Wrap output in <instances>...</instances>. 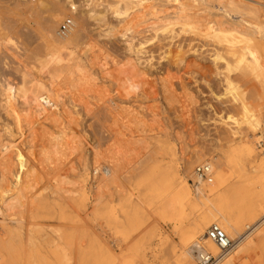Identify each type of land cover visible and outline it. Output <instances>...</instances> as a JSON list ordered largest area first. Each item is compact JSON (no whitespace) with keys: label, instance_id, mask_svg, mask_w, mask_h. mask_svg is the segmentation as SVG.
Listing matches in <instances>:
<instances>
[{"label":"rangeland","instance_id":"obj_1","mask_svg":"<svg viewBox=\"0 0 264 264\" xmlns=\"http://www.w3.org/2000/svg\"><path fill=\"white\" fill-rule=\"evenodd\" d=\"M95 1L98 2L95 3ZM104 1L94 0L93 3L86 0H74L78 6L74 19L78 37L70 45L69 50L59 53L60 51L57 52L52 43L58 37L55 36L57 33L63 35L68 31L65 25L67 31L62 32V25H60L62 22L60 20L73 14V11L68 9L67 0H0V20L4 25L6 38L5 45L3 44L5 48L2 46L3 50L0 49V83H2L0 103L1 98H5L2 94L4 88L7 87L8 80L17 88L28 84L29 87L25 85L28 91L29 89L30 91L39 90L44 85L51 90L52 94L60 96V113L57 114L59 117L50 116L49 112V115L34 116L33 122L39 123L33 125L31 122L32 125H28L29 128L13 124L14 132L17 134L13 140L5 139L6 136L0 126V149L3 141L8 145L2 155L0 154V161L6 160L0 165V179H3L0 187H6L9 182L15 180L16 176H19L22 181L18 202L8 212L9 216L12 215L10 218L24 217L26 224L35 222L37 226H31V228H35V237L39 246L45 239L68 236L69 257L65 258L64 252L58 251L57 259L53 257L51 264H79L78 255L81 250L86 253L87 257L89 256L87 264H197L195 259L189 258L187 252L195 242L206 247L207 243L203 235L212 225L221 227L234 246L239 244L240 235L244 236L245 233L253 231L220 264H264V224L255 229L264 216V167L262 165L264 161V82L256 80L253 75L244 77L240 72L241 68L236 70L237 73L236 71L228 73L225 70L227 62L237 65L233 56L231 57L232 62L230 58H227L230 61L225 59V55H231L228 53L229 50H226L230 49L228 44L214 39L208 40L200 35L197 29L191 27L192 25L188 24L184 27L185 29L183 28L184 21H188L187 19L199 20L206 24L213 19L219 21L225 17L231 22L242 23L246 26L245 22L240 16L228 15L227 11L220 8L215 0H206V3L203 2L204 0H189L193 5L192 9L187 12L189 18L181 19L183 21H179L180 23L177 20L172 26L174 28L172 34H167L169 37L160 34L159 39V35L154 33L153 27L149 24L152 21L148 22L152 9H144L148 14L145 13L146 16L141 21L139 11L142 6L129 5L127 16H116L114 9L109 8L115 5L116 0ZM155 1L157 3L152 1L150 3L155 5L159 2L160 6L159 4L155 6L165 14L172 16L176 11V5L173 8L174 2L172 1L166 3L167 0ZM181 1L183 3L187 1V5L189 4L188 0ZM40 2H44L45 9L38 6ZM161 2L167 4V8ZM261 2L263 3V0ZM195 4L197 6H194ZM260 6L264 11V6L261 4ZM91 8L99 13L101 11L100 15L103 20L99 18L100 15L99 17L94 15V19L93 17L87 18L91 23L90 21L85 22L87 19L83 15L85 12L87 14ZM129 12L132 14L129 15ZM215 12L222 17L216 16ZM162 14L161 16L164 15ZM207 15L213 17L212 20ZM204 16L210 20L204 19ZM115 17L124 21L116 20ZM250 18L245 19L250 20ZM128 20H132L129 25L135 29H132V32L128 31L131 32L130 36L126 34L128 33L126 32ZM144 21H147L149 28L146 27ZM142 23H144L143 27ZM261 23L263 24L261 35H264V23ZM135 27L139 31L138 29L136 31ZM110 28H113L114 33ZM251 28L256 29L253 26ZM98 30L101 33L107 32L109 35H106L107 33L101 35ZM141 30L144 33L140 32ZM261 35L259 34L258 38ZM161 37L163 43L166 42V44H158L162 43ZM139 45L141 48L138 50L141 51L137 53ZM158 45L162 48L159 49ZM88 48L91 51H88ZM193 49L197 51L194 54ZM71 50L74 53L73 57L85 61L86 68L89 69V71L86 69L84 75L81 74L83 78L79 77L77 72H74L76 75L68 77V66L66 68L65 65H68L70 57L68 53ZM175 50L183 52L180 51L181 54L176 52V54ZM86 51L88 55L84 53ZM165 51L170 52L168 57ZM131 54L134 55L131 56ZM216 54L223 57V62L219 60L220 63L214 64L211 61ZM55 55L56 57L61 56L64 62L57 60ZM62 55L66 59H63ZM173 55H181L183 59ZM189 55L194 59V63L191 62ZM105 56L108 58H103ZM102 58L104 64L101 63ZM171 58L175 63H171L173 66L170 64ZM74 59L70 61L71 64ZM124 59L127 65L123 63ZM126 59L134 60V62L131 61L134 74L131 69L129 73L132 76L131 79L133 75L134 78L130 80L132 82L128 80V84L123 79L126 75L128 77L126 70L131 66ZM189 59H191L190 62H188ZM106 60L108 61L105 62ZM186 61L191 65L186 64L188 66L186 67L184 64ZM197 62L198 65H196ZM262 62L264 64V55H262ZM100 63L102 66L99 65ZM119 64L121 69H124L126 65L125 74L123 70L120 71L121 69H118L121 74L115 71V67L114 70L112 69L114 65L120 68ZM181 67L185 68L186 72ZM193 67L201 73L203 70L202 75ZM207 68L212 70H207ZM33 69H35L34 72ZM108 69L112 72L104 74ZM139 71L143 73L140 74ZM239 72L242 76H238L236 81V77L233 76L235 73V76L239 75ZM225 74L234 85L240 88L241 100L244 103L248 101L246 104L250 105L254 117L259 118L260 123L255 132L245 127L241 134H234L235 125L221 121L220 116L226 114H232L237 118L242 116V113H239L242 112L241 105L238 101H234L233 95L223 96L227 78ZM136 75L138 77H135ZM231 76L235 79L233 80ZM87 78L94 80L89 83ZM246 79L249 81L247 82ZM23 80L27 81L24 83ZM133 81H136V85L139 83L137 89ZM123 82L129 89H131L129 84H134L135 89L132 88V91L126 89L127 92L125 90L127 87ZM74 83L79 86L75 87ZM16 99L21 103L24 102L22 90L19 91ZM8 103L15 108L16 102L13 100L0 104V125L3 118H8L2 108V105L9 107ZM113 104L116 108L119 105L121 108L115 109ZM61 128L69 131L73 136L71 141H74L73 145L70 141L68 142L71 144H64L65 148H60L62 149L60 154L55 138ZM74 142L81 143V146L79 147V144L74 146ZM69 144L71 147H68ZM63 149L67 150V153ZM70 151L71 155L68 153ZM55 153L58 154V158L57 155L52 156ZM59 155L63 157L62 161ZM55 160L60 162L57 163ZM203 162H211L217 172L223 170L225 183L219 187L220 191L215 196L208 199L195 198L194 201L192 172L197 165ZM92 166L95 167L92 168ZM105 168L110 170L112 168L111 176L105 174ZM60 177L65 179L62 180ZM176 179L179 182L185 180L193 198L192 202L188 199L176 200L173 189V181ZM60 181H65L67 184L65 182L60 184ZM216 182L217 177L214 174L213 183L216 184ZM9 216L7 215L4 219V216L0 215V220H4L8 228L12 225ZM13 251L7 252L0 246V264H28L26 257L16 259L14 256L17 254L15 250ZM220 251L218 250V253L212 256L217 259ZM30 254L29 256L33 259L30 258L32 260L29 264H44L43 255L39 254L37 258L32 253Z\"/></svg>","mask_w":264,"mask_h":264},{"label":"bare ground","instance_id":"obj_2","mask_svg":"<svg viewBox=\"0 0 264 264\" xmlns=\"http://www.w3.org/2000/svg\"><path fill=\"white\" fill-rule=\"evenodd\" d=\"M51 1V0H50ZM77 1V0H76ZM84 1V0H83ZM86 1H92L93 3H94V0H86ZM106 1V0H105ZM104 1V2H105ZM115 1V0H114ZM155 2V3H157L155 0H116L115 1V5H113V6H111V7H109V8H112V9H114V13L116 14V16L118 15V16H120V15H128L127 14V10L128 9H130V6L129 5H132V6H142V9H140V11H139V14H140V18H141V21H142V19L144 18V16H146L145 15V13H146V11H144V9H146V10H148V8H150V9H152V11H151V13H149L150 15H151V18L149 17V21L148 22H151V23H149L152 27V30L154 31V33L156 32L157 34L156 35H159V39H160V34H161V36L162 35H164L165 34V37H166V35L168 34H172V30L174 29V28H172V26L173 25H175L176 23V21L178 20V22L180 21V22H182L184 19L186 20V18H189L188 17V15L187 14H189V13H187L189 10H191L192 9V4H191V1H189L188 0V5H187V1L186 2H184L183 3V1H181V0H167V1H165V3L166 2H174L173 3V8H174V5H176V11L174 12V16L172 17L170 14H165L161 9L159 10L156 6L159 4V6H160V3L158 2V4H151L150 2ZM193 1H195V0H193ZM193 1H192V3H193ZM212 1V0H211ZM211 1H209L210 3H212ZM217 3V5H219V7L220 8H222V9H225L226 11H227V13H228V15H232L233 17L234 16H240V18H241V20L242 21H244L245 22V24H246V26L244 25V24H237V23H234V22H231V21H229V20H227V19H225V17H224V19L222 20V18H221V20H219V19H217V20H219V21H214L215 19H213V21H209L208 23L206 22V24L205 23H201L199 20H196V21H192V20H189V19H187L188 21H184V24H183V28L186 26V25H192L191 27H193V28H195V29H197L198 31H199V33H200V35H202V36H205L206 38H208V40L209 39H214V40H217V41H219L220 43H222V42H225V43H227L228 44V46H229V48L230 49H226V50H229V54H231L230 56L228 55H225L224 56V54H226V51L224 50V54H223V56L225 57V59H227V58H230V60H231V57L233 56V58H235L234 60H235V63L237 64V65H235L234 63L233 64H231V63H229V62H227L226 63V68H225V70L229 73V72H231V71H236V70H238V68H241L240 70V72L241 73H243V76L244 77H246V76H248V75H253L254 76V78L256 79V80H258V81H262V83L264 82V64H263V62H262V55H264V35H261V30H262V23L261 22H263L264 23V11H263V7H261L260 6V4L262 5V6H264V0H263V3L261 2V0H215ZM37 2V1H36ZM55 2V1H54ZM96 2H98V1H95V3ZM100 2V1H99ZM112 2V1H111ZM204 3H206L207 1L206 0H204L203 1ZM22 3V2H21ZM26 3V2H25ZM49 3V2H48ZM67 3L69 4L68 5V9L69 10H71V11H73V14H71L70 16H67V17H65L63 20H60V21H62V22H60L61 24L60 25H66L67 27H68V31H67V33H64L63 35H58V33H57V35H55V36H58L56 39H54V42L52 43L53 44V46H55V48H56V51L57 52H59V53H61V51H63V50H69V47H70V45L71 44H73L74 43V41H76V38L78 37V31H77V26H76V21L74 20L76 17H75V12H77V5L75 4V2H74V0H67ZM82 3V2H81ZM165 3H163V2H161V4H164V6L167 8V4H165ZM197 3V2H196ZM203 3V5H205ZM58 4V3H57ZM190 4H191V6H190ZM31 5V4H30ZM34 5V4H33ZM38 5V4H37ZM83 5V4H82ZM85 5V4H84ZM122 5H123V7H122ZM40 8H43L44 7V9H45V6L46 5H44V2H40L39 3V5H38ZM134 6V7H135ZM158 6V7H159ZM162 6V5H161ZM194 6H197L196 4L194 5ZM198 6H201V5H198ZM50 7V6H49ZM54 7H56V6H54ZM163 7V6H162ZM170 6H168V8H169ZM30 8H32V7H30ZM36 8V7H35ZM46 8H48V7H46ZM66 8V7H65ZM85 8V7H84ZM87 8V7H86ZM132 8V7H131ZM161 8V7H160ZM28 9V8H27ZM56 9V8H55ZM79 9V8H78ZM98 9V8H97ZM104 9V8H103ZM125 9V10H124ZM137 9H139V7H137ZM172 9V8H171ZM170 9V10H171ZM33 10V9H32ZM41 10V9H40ZM43 10V9H42ZM51 10V9H50ZM90 11L86 14V12L84 13V15L83 16H85V19H87L88 17V19H90L91 17H93L94 15H98V17H99V15L100 14H102L101 13V11H100V13L99 12H97V10L96 9H89ZM107 10V9H106ZM135 10H136V8H135ZM60 11V10H59ZM62 11V10H61ZM68 11V10H67ZM103 11V10H102ZM138 11V10H137ZM136 11V12H137ZM205 11H208V10H205ZM42 12V11H41ZM109 12V11H108ZM107 12V13H108ZM113 12V11H112ZM132 12V11H131ZM168 12V11H167ZM23 13V12H22ZM69 13V12H68ZM111 13V12H110ZM161 13H163L162 15L163 16H161ZM199 13H201V12H199ZM202 13H204L203 11H202ZM202 13H201V17H203L202 16ZM207 13H209V12H207ZM216 13V12H215ZM53 14V13H52ZM104 14V13H103ZM132 14V13H131ZM130 14V12H129V15H131ZM135 14V11H134V13H133V15ZM138 14V15H139ZM146 14H148V13H146ZM191 14V13H190ZM212 14V13H211ZM210 14V15H211ZM80 15V14H79ZM107 15V14H106ZM114 15V14H113ZM132 15V16H133ZM197 15H199L200 16V14H197ZM205 15V14H204ZM210 15H207L209 18H211L210 17ZM34 16V15H33ZM81 16H82V14H81ZM101 16L102 15H100V19H101ZM149 16V15H148ZM211 16H213V17H215L214 15H211ZM216 16H218V14L216 13ZM55 17V16H54ZM63 17V16H62ZM69 17H71V18H69ZM103 17H105L104 15H103ZM109 17V16H108ZM130 16H128V18H129ZM136 17V16H135ZM208 17H206V16H204V19L205 18H207V20L209 19ZM212 17V18H213ZM218 17H222V16H218ZM247 17H251L250 18V20H246L245 18H247ZM41 18V17H40ZM80 18V17H79ZM116 18V20L117 19H119L118 17H115ZM123 18V17H122ZM147 18V17H146ZM196 18V17H195ZM212 18H211V20H212ZM236 18V17H235ZM87 19V21H85V22H88V21H90V20H88ZM93 19H94V17H93ZM93 19H92V21H93ZM105 19V18H104ZM107 19V18H106ZM125 19V18H124ZM130 19V18H129ZM136 19H137V17H136ZM181 19H183L182 21H181ZM29 20V19H28ZM48 20V19H47ZM79 20V19H78ZM101 20H103V19H101ZM113 20V19H112ZM120 21H124L123 19L121 20V19H119ZM127 20V19H126ZM125 20V21H126ZM140 19L138 18V21H139ZM151 20V21H150ZM201 20V19H200ZM203 20V19H202ZM210 20V19H209ZM70 21V22H69ZM80 21V20H79ZM84 21V20H83ZM131 21L132 20H128L126 23L128 24V27L126 28V32H128V31H131L134 27H131L129 24L131 23ZM134 21V20H133ZM136 21V20H135ZM147 21H144V23L146 22V27L147 28H149V26L147 25ZM55 22H56V20H55ZM70 23V25H68L67 23ZM81 22V21H80ZM84 22V23H85ZM102 22V21H101ZM111 22V21H110ZM115 22V21H114ZM113 22V23H114ZM117 22V21H116ZM119 22V21H118ZM179 22V23H180ZM190 22V23H189ZM203 22H204V20H203ZM90 23H91V21H90ZM93 23V22H92ZM120 23V22H119ZM125 23V22H124ZM136 23V22H135ZM144 23H142L141 24V26L144 24ZM257 23V24H256ZM98 24H99V22H98ZM102 24H104V23H102ZM102 24H100L101 26H102ZM118 24V23H117ZM123 24V23H122ZM139 24H140V22H139ZM248 24V25H247ZM24 25V24H23ZM26 25H28V24H26ZM57 25V24H56ZM59 25V26H60ZM83 25V24H82ZM92 25V24H91ZM108 25V24H107ZM107 25H106V27H107ZM116 25V24H115ZM126 25V24H125ZM132 25H134L133 23H132ZM117 26V25H116ZM127 26V25H126ZM138 26V25H137ZM251 26H253V27H255L256 29L254 30L253 28H251ZM117 27H119V26H117ZM139 27H140V25H139ZM143 27V26H142ZM144 27H145V25H144ZM97 28V27H96ZM124 28V27H123ZM136 28V31H137V27H135ZM150 28V29H151ZM177 28V27H176ZM180 28V27H179ZM183 28H181V29H183ZM49 29V28H48ZM144 29V28H143ZM150 29H148V31H150ZM185 29V28H184ZM184 29H183V31H184ZM103 30V29H102ZM101 30V31H102ZM110 30L112 31L113 30V28L111 29L110 28ZM118 30V29H117ZM133 30H135V29H133ZM146 30V29H145ZM176 30V29H175ZM180 30V29H179ZM188 30V29H187ZM96 31V30H95ZM99 31V30H98ZM107 31H109V29H107ZM110 31V32H111ZM121 31V30H120ZM138 31H139V29H138ZM177 31V30H176ZM175 31V32H176ZM82 32V31H81ZM91 32H93V31H91ZM100 32V31H99ZM113 32V31H112ZM124 32V31H123ZM132 32V31H131ZM130 32V33H131ZM140 32H142V30L140 31ZM88 33H90V32H88ZM101 33V32H100ZM103 33V32H102ZM102 33H101V35H102ZM107 32H105V33H103L104 35L106 34ZM114 33V32H113ZM130 33L128 32V33H126V34H128L129 36H130ZM135 33V32H134ZM139 33V32H138ZM142 33H144V31L142 32ZM151 33V32H150ZM80 34V33H79ZM82 34V33H81ZM112 34V33H111ZM118 34V33H117ZM125 34V33H124ZM151 34H153V33H151ZM259 34L261 35L260 36V38H258V36H259ZM85 35V34H84ZM92 35V34H91ZM106 35H109L108 33L106 34ZM140 35V34H139ZM167 35V37H169ZM83 36V35H82ZM90 36V35H89ZM133 36V35H132ZM137 35L135 34V37H136ZM154 36V35H153ZM86 37V36H85ZM122 37L124 38V36L122 35ZM150 37V36H149ZM164 37V38H165ZM175 37V36H174ZM133 38H134V36H133ZM146 39H147V37H145ZM79 39V38H78ZM126 39H128V38H126ZM125 39V40H126ZM130 39V38H129ZM135 39V38H134ZM149 39V38H148ZM159 39H158V42H160L159 41ZM167 39V38H166ZM201 39V38H200ZM140 40V39H139ZM142 40V39H141ZM161 40H162V43H158V44H166V42L165 43H163V38L161 37ZM206 40V39H205ZM204 40V41H205ZM77 41H80V40H77ZM85 41V40H84ZM83 41V42H84ZM126 41H128V40H126ZM155 41V40H154ZM167 41V40H166ZM207 41V40H206ZM211 41V40H210ZM6 42V38H5V32H4V25L2 24V22H1V20H0V49L1 50H3L2 48L4 47V43ZM142 42H144L143 40H142ZM168 42V41H167ZM174 42V41H173ZM212 42V41H211ZM80 43H82V42H80ZM80 43H79V45H80ZM85 43V42H84ZM90 43H91V41H90ZM128 43V42H127ZM137 43V42H136ZM206 43V42H205ZM204 43V44H205ZM242 43V44H241ZM4 44V45H3ZM7 44V43H6ZM75 44H76V42H75ZM129 44V43H128ZM135 44V43H134ZM203 44V45H204ZM210 44H212V43H210ZM88 45V44H87ZM91 45H93V44H91ZM90 45V46H91ZM188 45V44H187ZM206 45V44H205ZM207 45H209V43L207 44ZM3 46V47H2ZM86 46V45H85ZM93 46H95V45H93ZM92 46V47H93ZM159 46V47H158ZM157 47L160 49V48H162V47H160L161 45H158ZM211 46V45H210ZM212 46H214V44H212ZM218 46V45H217ZM2 47V48H1ZM87 47V46H86ZM128 47V46H127ZM147 47V46H146ZM156 47V48H157ZM177 47V46H176ZM182 47H183V45H182ZM195 47V46H194ZM216 47V46H215ZM5 48V47H4ZM96 48V47H95ZM99 47H97V49H98ZM141 47H140V45H139V47L137 46V51H136V48H135V51L137 52V53H139L140 51L138 50V49H140ZM191 48H193V46L191 47ZM190 48V49H191ZM93 49V48H92ZM147 50H148V48H146ZM153 49V48H152ZM189 49V50H190ZM215 49H217V48H215ZM219 49V48H218ZM222 49V48H221ZM101 50V49H100ZM131 50V49H130ZM150 50V49H149ZM182 50V49H181ZM180 50V51H181ZM198 50V49H197ZM88 51H91V50H89V48H88ZM94 51V50H93ZM96 51H98V50H96ZM170 51V50H169ZM169 51H165V52H167L166 54H167V57H168V54H170V52ZM179 50L178 51H176L175 50V53L177 52L178 54H179V52H180ZM187 50L185 49V52H186ZM191 51V50H190ZM199 51V50H198ZM211 51H214V50H211ZM70 53H68L69 55H70V57H69V60H68V65H65L66 66V68H67V66H68V70H67V74H68V77H70V76H72L73 74H75L74 72H77V73H79V74H77V75H79V77H81V74L82 75H84V73L86 72V69H88V67L86 68V65H85V61H83L82 59H80V58H76V57H73V51L71 50V51H69ZM87 52V51H86ZM86 52H84L85 54H87L88 55V52L86 53ZM148 52V51H147ZM154 52H155V50H154ZM181 52H183V51H181ZM181 52H180V54H181ZM184 52V53H185ZM197 52V51H196ZM195 52V49H193V54L194 53H196ZM219 52V51H218ZM1 53V52H0ZM133 53V52H132ZM172 53V52H171ZM174 53V54H175ZM176 53V54H177ZM213 53V52H212ZM223 53V52H222ZM17 54V53H16ZM20 54V53H19ZM67 54V55H68ZM98 54H99V52H98ZM98 54H97V56H98ZM221 54V53H220ZM220 54H216L214 57H212V59H211V61L212 62H214V64L216 63L217 64V62L219 61V60H221L222 61V59H223V57L220 55ZM3 55V54H2ZM23 55V54H22ZM60 55V54H59ZM57 56L56 57V55H55V58L57 59V60H62V58H60L61 56ZM68 55V56H69ZM92 55H95V54H92ZM100 56H102V54H99ZM105 55V54H104ZM134 55V54H133ZM132 54H131V56H133ZM149 55V54H148ZM187 55H188V53H187ZM211 55V54H210ZM213 55V54H212ZM211 55V56H212ZM17 56H19V55H17ZM63 56V59L65 58L64 57V55H62ZM67 56V57H68ZM86 56V55H85ZM97 56H95V57H97ZM109 56V55H108ZM108 56H105V57H103V58H108ZM135 56H137V55H135ZM134 56V57H135ZM140 56V55H139ZM150 56V55H149ZM166 56V55H165ZM173 56H179V58L181 57V55H173ZM185 56V55H184ZM193 57H195L194 55H192ZM211 56H209V57H211ZM1 57V56H0ZM16 57V56H15ZM24 57V56H23ZM50 57H52V55H50ZM141 57V56H140ZM147 57V56H146ZM189 57H190V55H189ZM17 58V57H16ZM20 58V57H19ZM24 58H26V57H24ZM75 58V59H74ZM94 58V57H93ZM98 58H99V56H98ZM101 58V57H100ZM103 58H102V60H103ZM125 58V57H124ZM142 58H143V56H142ZM174 58V57H173ZM173 58H171L172 59V61L170 62V64L173 62V64H175L174 63V61H173ZM176 58V57H175ZM178 58V57H177ZM182 58V57H181ZM191 58V57H190ZM196 58V57H195ZM233 58H232V60H231V62L233 61ZM50 59V58H49ZM48 59V60H49ZM66 59V58H65ZM72 59H74V62L71 64V62L73 61ZM85 59V58H84ZM91 59V58H90ZM90 59H89V61H90ZM95 59H97V58H95ZM94 59V60H95ZM171 59H169V60H171ZM183 59V58H182ZM192 59V61L191 62H193L194 61V59L193 58H191ZM191 59H189L188 60V62H190V60ZM202 60H203V58H201ZM120 60V59H119ZM128 62V64L129 65H131V61H133L134 62V60H132V59H130L131 61H129V59H126ZM177 60V59H176ZM187 60V59H186ZM201 60V61H202ZM209 61H210V59H208ZM229 59H227V61H228ZM229 60V61H230ZM63 61V60H62ZM71 61V62H70ZM108 60H106L105 62H107ZM124 61V62H123ZM122 62L124 63V64H126L125 63V59L123 60ZM151 61V60H150ZM197 61H198V58H197ZM200 61V62H201ZM13 62V61H12ZM64 62V61H63ZM69 62H70V64H69ZM111 62H112V59H111ZM121 62V63H122ZM176 62V61H175ZM199 62V61H198ZM198 62H197V64L196 65H198ZM223 62V61H222ZM6 63V62H5ZM10 63V62H9ZM15 63V62H14ZM91 63V62H90ZM101 63H103L104 64V60H103V62H101ZM99 64V65H101L102 66V64ZM119 63V62H118ZM122 63V64H123ZM142 63V62H141ZM194 63V62H193ZM192 63V64H193ZM218 63H220V62H218ZM52 64V63H51ZM63 64H65V63H63ZM113 64V63H112ZM137 64V63H136ZM173 64H171L172 66H173ZM185 65L187 64H189V63H187V61L184 63ZM203 64V63H202ZM205 64V63H204ZM210 64H212L213 65V63H210ZM6 65H8V63H6ZM22 65H24V64H22ZM44 65V67H45V63L43 64ZM59 65V64H58ZM61 65V64H60ZM59 65V66H60ZM109 66V64H106V66ZM127 65V64H126ZM125 65V66H126ZM186 65V67H188ZM189 65H191V64H189ZM219 65H224V64H219ZM29 66V65H28ZM41 66V65H40ZM50 66V65H49ZM65 66L63 67V69L65 68ZM119 66H120V68L117 66H113L112 67V69L115 67L116 69H115V71L117 70V72H119L118 71V69L120 70L121 69V65L119 64ZM125 66H124V69H121L120 71H122L123 70V72H124V70H126L125 69ZM134 66H136V65H134ZM184 66V65H183ZM193 66V65H192ZM201 66H204V65H201ZM225 66V65H224ZM22 67V66H21ZM31 67H32V65H31ZM36 67V66H35ZM38 67H39V65H38ZM128 67V66H127ZM131 67V68H130ZM141 67V66H140ZM143 67V66H142ZM141 67V68H142ZM147 67H148V65H147ZM185 67V66H184ZM199 69H200V67L199 66H197ZM205 67H206V64H205ZM216 67H219V66H217L216 65ZM221 67V66H220ZM223 67V66H222ZM23 68V67H22ZM53 69H54V67H52ZM61 68V67H60ZM108 68V67H107ZM106 68V69H107ZM123 68V67H122ZM135 68V67H134ZM167 68V67H166ZM165 68V69H166ZM180 68V67H179ZM182 68V67H181ZM193 68H196V67H193ZM19 69V71H20V68H18ZM51 69V68H50ZM56 69V68H55ZM102 69H104V68H102ZM132 70V65L131 66H129L128 67V69L126 70L127 72H126V74H128V77H127V75H126V79L125 78H123L126 82H127V84H128V82L130 81V80H132L133 78H134V75H133V78L131 79V75L129 74L130 72H131V70ZM137 69H139V68H137ZM137 69H135V70H137ZM164 69V70H165ZM174 69V68H173ZM190 70H191V66H190V68H189ZM197 69V68H196ZM208 69H210V71L212 70L211 68H207V70ZM31 70H32V68H31ZM34 70L35 69H33V72H34ZM43 70V69H42ZM57 70V69H56ZM101 70V69H100ZM114 70V69H113ZM128 70H130L129 72H128ZM148 70V69H147ZM182 70H185V72H186V69L184 68H182ZM198 70V69H197ZM222 70H224V68L222 69ZM25 71V70H24ZM88 71H89V69H88ZM104 71V70H103ZM114 71V72H115ZM142 71V70H141ZM141 71H139V73L141 74V73H143V72H141ZM161 71V70H160ZM166 71H167V69H166ZM165 71V72H166ZM200 73H201V71L200 70H198ZM36 72V71H35ZM106 72H109V73H111L112 71H109V69H108V71H105V73L104 72H102V73H104V74H107ZM122 72V73H123ZM132 72H133V70H132ZM204 72H205V69H204ZM240 72H239V75H237V76H235V74L237 73V71H236V73L234 74V76H233V73H232V76L233 77H236V81L238 80V76H240ZM54 73V72H53ZM92 73V72H91ZM135 73H136V71H135ZM146 73V72H145ZM153 73V72H152ZM168 73V72H167ZM202 73H203V70H202ZM202 73H201V75H202ZM223 73V72H222ZM25 74V73H24ZM88 75H89V73H87ZM86 74V75H87ZM119 74H121L120 72H119ZM123 74H125V72L123 73ZM132 74V73H131ZM133 74H134V72H133ZM139 74V75H140ZM193 74V73H192ZM76 75V74H75ZM74 75V76H75ZM85 75V76H86ZM145 75V74H144ZM170 75V74H169ZM191 75V74H190ZM226 75V74H225ZM231 75V74H230ZM65 76H67V75H65ZM65 76H64V78H65ZM92 76V75H91ZM129 76H130V79H129ZM231 76V77H232ZM242 76V75H241ZM240 76V77H241ZM26 77V76H25ZM24 77V78H25ZM30 77V76H29ZM135 77H138L137 75L135 76ZM139 77H141V76H139ZM148 77V76H147ZM147 77H146V79H147ZM226 77H227V75H226ZM232 77V79L234 80L235 78H233ZM251 77V76H250ZM250 77H249V80H250ZM81 78H83V77H81ZM80 78V79H81ZM222 78V80H224L223 79V76L221 77ZM243 78V77H242ZM27 79H28V77H27ZM91 78H87V80H89V83H91L90 81H92V80H94L95 79V77H94V79H91ZM122 79V80H123ZM140 79H143V77H141ZM1 80V79H0ZM8 80V79H7ZM52 80V79H51ZM66 80H68V79H66ZM71 80V79H70ZM97 80H98V78H97ZM96 80V81H97ZM129 80V81H128ZM239 80H241V79H239ZM243 80V79H242ZM247 80V79H246ZM249 80H247V82L249 81ZM9 81V80H8ZM6 82V85H7V87H5L4 88V93L2 94V96L3 97H5V98H1V103L0 104H3V102H4V104L5 103H7V101L8 100H13L14 102H16V105H15V108L13 107V105L12 104H10V103H8V105H9V107L8 106H4V105H2V108H3V110H4V113H5V115L8 117L7 119H4L3 117V120H2V124L0 125L1 126V129L3 130V132H4V134H5V139H9V140H13V139H15L16 137H17V134L14 132V128H13V124L14 125H18V127H23V126H25V128L26 127H28L29 128V126H31L32 124H31V122L33 123V125H34V123L35 122H33V120L34 119H32L34 116H41V115H47L49 112L51 113V115L50 116H58L57 114L58 113H60V96H55L54 94H52V92H51V90H49V89H47L46 87H44V85H43V87L41 88V89H35V91H34V89H32L31 91H30V89H29V91L27 90L28 88L27 87H29V86H27L28 84H23L24 86H22L21 88H17L16 86H14V85H12L11 84V82L9 81V82ZM27 80H23V82L25 83ZM31 81V80H30ZM74 81V80H73ZM84 81V80H83ZM245 81V80H244ZM251 81V80H250ZM34 82V81H33ZM52 82V81H51ZM54 82V81H53ZM76 82V81H75ZM80 81H78V83H79ZM87 82V81H86ZM95 82V81H94ZM130 82H132V81H130ZM240 82V81H239ZM27 83H29V82H27ZM60 83V82H59ZM124 83V85H126V83L125 82H123ZM133 83L135 84V86H136V89H137V87H139L138 85H139V83H137L138 85H136V81H133ZM222 83V82H221ZM2 83H0V85H1ZM72 84V83H71ZM80 84H82V83H80ZM85 84H87V83H85ZM134 84H132V83H130L129 84V86L131 87V89H129L128 87H127V85H126V87L127 88H125V90L127 89H129V90H131L132 91V88H134L135 89V86H134ZM29 85H31V84H29ZM51 85V84H50ZM74 85H75V87L77 86V84L76 83H74ZM123 85V84H122ZM223 85V84H222ZM238 85V84H237ZM37 86V85H36ZM79 86V85H78ZM77 86V87H78ZM224 86V85H223ZM38 87H40V85L38 86ZM56 87V86H55ZM31 88H33V87H31ZM59 88V87H58ZM225 89H224V93H223V96L224 95H228V94H232L233 95V98H234V101H238V103H240V105H241V108L238 106V103H237V106L240 108V110L242 111V112H239V113H242L241 115V118H237V117H235L234 115H232V114H226V115H223V116H220V118H221V121H223L224 123H226V124H228V123H232V124H234L235 125V127H236V130H234L233 131V133L234 134H241L242 133V129L244 130L245 129V127L247 128V129H250V130H252V131H256V129H257V126L259 125V123H260V120H259V118H257V117H254V113L251 111V107H250V105L249 104H246L248 101L246 100V103H244V101H242L241 100V97H242V93H241V90H240V88L239 87H237L236 85H234L233 84V82L227 77L226 78V86L224 87ZM133 89V90H134ZM183 89H184V85H183ZM20 90H22V92H23V98H24V102L23 103H21V101H19V100H17L16 98H17V96H18V94H19V91ZM54 90H56V89H54ZM58 90V89H57ZM126 90V91H127ZM128 90V91H129ZM127 91V92H128ZM130 91V92H131ZM57 92V91H56ZM129 92V94H131ZM133 92H135V91H133ZM128 94V93H127ZM128 94V95H129ZM61 95V94H60ZM127 96V95H126ZM218 98H221L220 96H218ZM246 99V98H245ZM62 100V99H61ZM112 102V101H111ZM117 103V102H116ZM109 104H110V101H109ZM108 104V105H109ZM112 104H110V106H111ZM113 105H115V104H113ZM118 105V104H117ZM63 106V105H62ZM64 107V106H63ZM113 107V106H112ZM118 107H120V105L118 106ZM117 107V108H118ZM237 107V109L239 110V108ZM116 108V105H115V109H117ZM121 108V107H120ZM64 109V108H63ZM254 109V108H253ZM65 110V109H64ZM254 111V110H253ZM132 114H133V112H132ZM4 115V116H5ZM49 115V114H48ZM222 115V114H221ZM2 116V115H1ZM6 116H5V118H6ZM46 117V116H45ZM59 117V116H58ZM47 118H49V117H47ZM134 118H135V116H134ZM35 119H37V118H35ZM37 123V122H36ZM35 123V124H36ZM39 123V122H38ZM37 123V124H38ZM22 124V125H21ZM29 125V126H28ZM32 128H33V126H32ZM29 130V129H28ZM1 132V131H0ZM257 133H258V131H257ZM1 134V133H0ZM244 134V133H243ZM254 134V133H253ZM245 135V134H244ZM54 138H55V136L53 137V140H54ZM71 138H73V136H72V134L71 133H69V131H67V130H65L64 128H61L59 131H58V135L56 136V141H57V146L59 147V148H57L58 150H59V152L62 150H60V148H65V145L66 144H68V143H72L73 141H71ZM264 138V137H263ZM4 139V140H5ZM69 139V140H68ZM68 141H70V142H68ZM7 142V141H6ZM51 142H52V140H51ZM264 142V141H263ZM9 143V142H8ZM70 143V144H71ZM75 143V142H74ZM65 144V145H64ZM69 144V145H70ZM79 144V143H78ZM78 144L77 143H75L74 144V146H78ZM81 144V143H80ZM79 144V147L81 146ZM261 144V143H260ZM264 144V143H263ZM71 145H73V143L71 144ZM71 145L70 146H68V147H71ZM60 146H62V147H60ZM7 147H8V145L7 144H5L4 143V141H3V144H1V149H0V154L2 155V153H3V151L4 150H6L7 149ZM73 147V146H72ZM78 147V148H79ZM57 149H56V152H58L57 151ZM70 150H71V148H69ZM74 150H75V148H73ZM64 150V149H63ZM73 150V151H74ZM67 151V150H66ZM65 150H64V152H66ZM72 151V150H71ZM71 151L70 152H68L69 154L71 153ZM55 152V151H54ZM64 152H62L63 154H66V153H64ZM52 154V153H51ZM60 154H61V152H60ZM62 154V155H63ZM48 155H50V154H48ZM47 155V156H48ZM54 155H57L56 157L58 158V154H53L52 156L54 157ZM61 155V156H62ZM71 155V154H70ZM69 155V156H70ZM50 157H51V155H50ZM64 157H66L65 155H64ZM63 158V157H62ZM61 157H60V155H59V159H60V161H62L61 159H62ZM68 158V157H67ZM3 159H5V157H3ZM2 159V160H3ZM58 159V160H59ZM47 160L49 161V158H47ZM53 160H54V158H53ZM65 160V159H64ZM67 160V159H66ZM65 160V161H66ZM56 162H57V160H55ZM60 161H58V162H60ZM199 161H202L201 159H199ZM205 161H207V160H205ZM3 162H6V160L5 161H0V165L1 164H3ZM47 162V161H46ZM51 163H52V161H50ZM55 162V163H56ZM57 162V163H58ZM68 162V161H67ZM64 163V162H63ZM47 164H48V162H47ZM67 164V163H66ZM211 165V168H212V172H213V175L215 174V176L217 177V182H216V184H214L213 183V181L211 182V183H206V182H203L202 180H200L199 181V184H198V187L196 188V189H193L194 190V193H195V197H194V201L196 200V199H201V198H205V199H208L209 197H212V196H215L216 194H218L219 193V191H220V186H222L224 183H225V175H224V171L223 170H219L218 172H217V170H216V167L215 166H213V164L211 163V162H203V163H201V164H199V165H197L196 167H198V166H200V165ZM50 165V164H49ZM62 165V164H61ZM71 165H73V164H71ZM97 165V164H96ZM95 165V166H96ZM262 165H263V167H264V161H263V163H262ZM56 166H57V164H56ZM70 166V165H69ZM95 166H92V168L93 167H95ZM50 167V166H49ZM54 167H55V165H54ZM53 167V168H54ZM59 167V166H58ZM74 167V166H73ZM73 167H72V169H73ZM196 167L194 168V170H193V172H192V177H193V179H194V181H196L197 180V178H196V175H195V169H196ZM55 168H57V167H55ZM71 168V167H70ZM110 168V167H109ZM189 168V167H188ZM45 169H46V167H45ZM51 169H52V167H51ZM50 168H49V170H51ZM67 169V168H66ZM69 169V168H68ZM53 170V169H52ZM52 170L50 171L51 172V174H52ZM56 170V169H55ZM69 170H71V169H69ZM111 170H112V168H111ZM111 170L110 169H107V168H105V174H107V175H109V176H111L112 174H111ZM115 170V169H114ZM48 171V170H47ZM74 171V170H73ZM49 172V171H48ZM56 172V171H55ZM54 173V172H53ZM94 173V172H93ZM113 173H114V171H113ZM49 174V173H48ZM47 174V175H48ZM87 174V173H86ZM103 175V174H102ZM55 176V175H54ZM104 177V176H103ZM53 178V177H52ZM60 178H62V180H64L63 179V177H60ZM95 178V177H94ZM54 179H56V178H54ZM99 179V178H98ZM114 179V178H113ZM60 180V179H59ZM88 180V179H87ZM107 180V179H106ZM3 181V179H0V182H2ZM67 182H69L68 180H66ZM71 181V180H70ZM21 178L19 177V176H16V178H15V180L14 181H12V182H9L7 185H6V187H3V186H1L0 187V215H2V216H4V219H6V217H7V215L9 216V214H8V212L9 211H11L14 207H15V205L17 204V202H18V195H19V193H21L20 191H21ZM63 182H65V181H60V184L61 183H63ZM107 182V181H106ZM59 183V182H58ZM57 183V184H58ZM66 183V182H65ZM103 183V182H102ZM67 184V183H66ZM70 184V183H69ZM77 184V183H76ZM100 184V183H99ZM105 184V183H104ZM56 186V185H55ZM103 186V185H102ZM54 187V186H53ZM99 187V186H98ZM52 188V187H51ZM55 188V187H54ZM58 188V187H57ZM103 188V187H102ZM173 189H174V195H175V198H176V200H184V199H188L189 201H193L192 199V195H191V192H190V190H189V188L187 187V185L185 184V180H181L180 182H179V180L178 179H176V181H173ZM57 190V189H56ZM55 190V192H57ZM57 193H59V192H57ZM196 198V199H195ZM67 202V201H66ZM68 203V202H67ZM69 204V203H68ZM71 206V205H70ZM12 215H10L9 216V218L11 217ZM11 219V218H10ZM27 221V220H26ZM11 227L10 228H8L7 226H5V222H4V220H0V246H1V248L2 249H5V250H7V252H14L13 250H15V254H17V255H15L14 257L16 258V259H22V258H24V257H26L27 259V263L29 264V262L33 259L32 258V256H29V255H31L30 253H32L33 254V256H35V257H37V258H39V254L42 256L43 255V258H44V260H42L43 262H44V264H51L52 262H51V259L53 258V257H55L56 259H57V252L58 251H62V252H64L63 254L65 255V258H67V257H69V255H70V251L68 250L69 249V247H68V244H67V239H69V238H67L68 236H58L57 237V239H54V238H51V239H45V240H43L42 242H41V246H39L38 245V243H37V240H36V237H35V228H31V226L32 227H36L37 226V224L34 222H32V223H27L26 224V222H25V218L24 217H19V218H13V219H11ZM262 224H264V216L262 217V219L259 221V225L255 228V229H257L259 226H261ZM28 225V226H27ZM82 226V225H81ZM213 226H218V225H212V227ZM27 228V229H26ZM211 228V227H210ZM221 228V227H220ZM224 229L227 231V229L224 227ZM248 229H250V227H248ZM27 230V232H25ZM209 231V230H208ZM253 232V231H252ZM252 232H249V233H245V235L243 236V235H240L239 236V244L245 239V238H248L251 234H252ZM208 233V232H207ZM207 233H204V235H203V239L205 240V242L207 243L206 244V247H204V246H202V245H200L199 243H193V246L191 247L190 246V249L188 250V252H187V254H188V256H189V258H192V259H195L196 261H197V264H207L206 263V259H207V257L209 256H212V255H216L217 253H218V250H221L220 248H219V246H218V244H216L214 241H212L209 237H208V235H207ZM227 235V234H226ZM228 237V236H227ZM229 238V237H228ZM37 239L39 240V241H41L38 237H37ZM230 239V238H229ZM57 242V244H55ZM238 244V245H239ZM238 245H235L234 246V244H232V246H231V248L229 249V250H227V251H220L221 253L220 254H218L217 255V260L216 261H218L217 262V264H220L223 260H225L226 259V257L228 256V254L234 249V248H236ZM59 246H61L60 248H59ZM59 253V252H58ZM10 256H12V255H10ZM74 257H75V254H74ZM30 258H32V259H30ZM78 261H79V264H87V263H89V256L87 257V255H86V253L83 251V250H81L80 252H79V255H78Z\"/></svg>","mask_w":264,"mask_h":264},{"label":"built area","instance_id":"obj_3","mask_svg":"<svg viewBox=\"0 0 264 264\" xmlns=\"http://www.w3.org/2000/svg\"><path fill=\"white\" fill-rule=\"evenodd\" d=\"M69 22L67 23L68 25H70ZM65 29H66L65 25L63 24L62 25V32H65L68 30V29L67 30H65ZM195 175H196L197 180L192 182L194 189H196L198 187L200 180H202L203 182H206L208 184L213 181V172H212L211 165L207 164V165H200V166L196 167ZM207 235L212 241H214L216 244H218L221 251L229 250L233 244L232 241L227 237L225 231L222 228H220L219 226L211 227L209 229ZM216 260L217 259L214 258L213 256H210V257L208 256L206 259V263L207 264H215Z\"/></svg>","mask_w":264,"mask_h":264}]
</instances>
